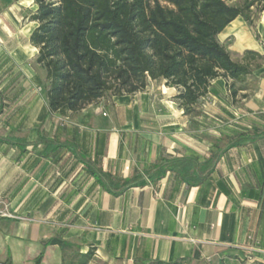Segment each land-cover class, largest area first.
<instances>
[{"label": "crops", "instance_id": "obj_1", "mask_svg": "<svg viewBox=\"0 0 264 264\" xmlns=\"http://www.w3.org/2000/svg\"><path fill=\"white\" fill-rule=\"evenodd\" d=\"M18 5L0 0V136L35 142L42 133L64 144L42 155L40 143L20 149L0 141V210L12 215H0V264H35L41 241L58 234L70 247L47 245L38 264L76 263L88 251L87 264H264V138L226 150L200 182L188 184L169 169L157 178L167 160L197 156L202 163L221 133L264 126V76L257 72L264 64L254 71L257 91L240 106L221 97L227 94L219 77L211 84L220 81L221 94L200 100L199 115L184 114L176 88L156 79L142 91L108 92L79 110L41 118L46 71L29 42L35 4L27 32L10 18ZM255 30L237 17L218 39L231 56L264 53V12ZM80 157L133 183L108 190Z\"/></svg>", "mask_w": 264, "mask_h": 264}, {"label": "trees", "instance_id": "obj_2", "mask_svg": "<svg viewBox=\"0 0 264 264\" xmlns=\"http://www.w3.org/2000/svg\"><path fill=\"white\" fill-rule=\"evenodd\" d=\"M33 2L35 7L28 19L37 25L29 34V42L37 48L35 62L45 69L47 82L46 107L41 111V118L47 112L65 114L79 110L108 92L122 95L142 91L149 80L156 79L176 88L174 99L183 113L195 116L199 115L200 100L208 93L214 79L224 80L234 101L255 78L254 71L264 64V53L245 49L240 56L232 57L218 39V34L237 17L255 27L260 12H264V0H239L233 4L226 0ZM241 96L245 98L247 94ZM3 113L0 92V116ZM263 138L264 126H252L236 134L221 133L210 142L211 154L202 163L197 156L167 160L165 167H158L161 172L157 178L169 169L188 184L200 182L226 150ZM0 141L16 144L20 149L40 143L42 155L64 144L45 138L42 133L35 142H20L11 136H0ZM80 160L84 161L86 171L108 190H120L133 183L89 166L82 157ZM151 176L148 173L149 179ZM41 244L35 264L42 260L47 245L70 247L59 234L43 239ZM91 254L88 251L78 262L70 260L68 264H87ZM183 263V259L152 262Z\"/></svg>", "mask_w": 264, "mask_h": 264}, {"label": "rangeland", "instance_id": "obj_3", "mask_svg": "<svg viewBox=\"0 0 264 264\" xmlns=\"http://www.w3.org/2000/svg\"><path fill=\"white\" fill-rule=\"evenodd\" d=\"M8 1H13V2L14 1L15 2L19 1L20 2L21 5H18L19 6L18 7L19 11H17V10L14 11V14L16 15V19H18V20L16 21V19L14 17H10V18L14 21V24L17 26V28L21 32L29 31L30 28H32L33 25H32L31 22L28 21L27 13H28V10H30V7L33 5V1H31V0H8ZM226 1L228 3H230V4H233V3L238 2L239 0H226ZM261 13L262 12H260V14ZM260 14H259V16H260ZM248 28H249V30H250V32L252 34L255 33V31H256L255 27L252 28V27L248 26ZM255 39H256V37H255ZM227 45L228 46L232 45V39H230L228 41ZM232 57H238V55L232 54ZM257 72H258L260 77L264 76V69H259V70H257ZM250 81H251V83L248 86V88L246 90H244V91H240L237 94V96L235 97V100L232 101V102H234V106H240L244 102V100H247L248 98H250L252 96V94L257 91V89H258V85H257L258 77H255L254 79H252ZM218 82H220V81H218ZM218 82L211 84L212 88L210 89V93L207 96L201 98V100L218 97V95L221 94L220 90H223V88H222L221 83H218ZM225 89H226V94L227 95H221V97L225 98V97L228 96V99H229L230 98V93L227 90V88H225ZM243 93L247 94V96L245 98L241 96ZM199 264H202V263H199Z\"/></svg>", "mask_w": 264, "mask_h": 264}, {"label": "built area", "instance_id": "obj_4", "mask_svg": "<svg viewBox=\"0 0 264 264\" xmlns=\"http://www.w3.org/2000/svg\"><path fill=\"white\" fill-rule=\"evenodd\" d=\"M0 215L2 216H12L11 214H9L8 212H6L5 210H0Z\"/></svg>", "mask_w": 264, "mask_h": 264}]
</instances>
